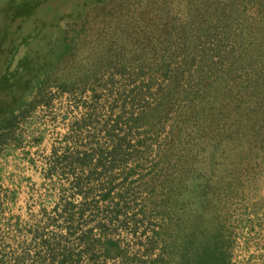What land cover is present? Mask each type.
Segmentation results:
<instances>
[{
    "label": "rangeland",
    "instance_id": "obj_1",
    "mask_svg": "<svg viewBox=\"0 0 264 264\" xmlns=\"http://www.w3.org/2000/svg\"><path fill=\"white\" fill-rule=\"evenodd\" d=\"M246 6L256 13V7ZM163 16L166 0H0V121L20 112L13 131L0 137V264H39L33 261L41 249L36 234H58L39 224L44 210L52 212L55 188L62 184L46 176V158L76 121L96 112L78 145L104 146L106 120L110 116L112 125L124 112L118 96H135L126 99L128 114L153 105L160 89L166 90L162 73L154 71L151 80L148 69L146 75L135 71L138 58L126 71L117 59L123 50L150 48L155 37L163 39V23L152 25ZM82 20L77 50L63 56L66 24ZM214 46L209 43L204 54ZM195 82V76L185 77L182 84L190 88ZM222 97L205 96L199 117L188 120L186 114L197 110L191 107L196 102L190 103L195 96H166L165 129L154 128L147 140L151 149L138 147L134 159L114 169L113 175L134 171L130 190L120 199L124 213L108 228L125 252L115 264H170L180 240L200 241L206 234L225 241L231 264H264V142L251 150L248 142L230 136L235 96ZM24 101L31 104L21 109ZM176 121L183 137L174 147L169 131ZM138 137L137 132L131 144ZM110 204L99 203L104 220L112 214ZM101 262L84 258L80 264Z\"/></svg>",
    "mask_w": 264,
    "mask_h": 264
},
{
    "label": "trees",
    "instance_id": "obj_2",
    "mask_svg": "<svg viewBox=\"0 0 264 264\" xmlns=\"http://www.w3.org/2000/svg\"><path fill=\"white\" fill-rule=\"evenodd\" d=\"M244 1L246 5L248 3L257 8L255 14L248 13L242 0H166V17L158 18L152 24L158 28L164 25L166 36L163 39L155 37L152 42L154 46L150 48L134 47L119 54L118 50L115 52L124 71L132 67L133 61L138 58L135 71L140 69L144 74L148 69L147 75L151 80L154 71L162 73L166 90H158L160 97L153 105L139 112L131 110L128 114L125 112L126 99L134 100L135 96H118L117 99L122 98L124 112L115 115L112 125L110 116L106 120L104 146L88 149L78 145V135L92 125L91 119L96 114L92 111L76 121L63 142L52 148L46 158V176L49 179L57 177L62 184L57 187V183L53 184L58 198L51 213L44 210L40 214L42 221L39 224L51 225L58 234L52 231L50 236L43 237L36 232L37 246L41 249L35 250L34 262L80 264L87 258L93 262L101 259V264L114 260L111 264H115L118 257H123L125 252L109 234L108 228L118 221L120 213H124L120 199L123 192L130 190L127 182L134 171L118 170V174L113 175L114 169L134 159L139 153L138 147H142L140 151L151 149L148 139L154 128L165 129L162 116L166 96H195L190 103L194 100L196 103L191 107L197 110L193 114H186L188 120L199 117L205 96H217L219 100L222 96H235L228 116L232 127L230 136L248 142L251 150L260 148L264 142V0ZM82 21L66 24L64 40L67 52L63 56L73 55L77 50L80 34L84 30L85 22ZM209 43L215 45L213 52L204 54L203 49ZM105 59L111 61L107 55ZM97 72L98 69H95L88 75L91 77ZM192 76L196 77L195 85L183 87L185 77ZM196 97H199L197 101ZM94 98L98 101L99 97ZM117 102L115 100L113 106ZM30 104L24 101L21 109ZM19 113H11L0 121V137L13 131ZM178 123L173 122L169 131L170 143L174 147V141L183 137ZM124 126H127V130ZM136 131L139 137L137 144L133 145L130 141L137 134ZM164 149L159 151L164 154ZM261 155L258 152L257 156ZM118 178H122L120 184L117 183ZM96 195L100 200L96 199ZM78 198L81 200L78 201ZM100 202L115 205L112 214L105 220L99 216ZM94 228L99 232L94 233ZM68 240L74 241L77 248L71 246L72 242L68 243ZM175 248L179 253L170 264H231L225 241L219 235L206 234L200 241L182 239Z\"/></svg>",
    "mask_w": 264,
    "mask_h": 264
}]
</instances>
